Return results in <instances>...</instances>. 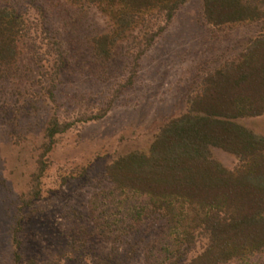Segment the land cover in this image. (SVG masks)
Masks as SVG:
<instances>
[{
    "label": "rangeland",
    "instance_id": "obj_1",
    "mask_svg": "<svg viewBox=\"0 0 264 264\" xmlns=\"http://www.w3.org/2000/svg\"><path fill=\"white\" fill-rule=\"evenodd\" d=\"M5 6L26 27L17 59L0 67V264H189L206 239L172 255L158 249L167 219L133 222V199L119 208L109 195L107 167L149 153L203 78L264 24L213 25L204 0H187L171 20L145 8L107 57L95 39L113 34L116 9L85 0H0ZM55 120L67 129L50 138ZM237 121L264 135V114ZM213 155L231 170L240 164L222 149Z\"/></svg>",
    "mask_w": 264,
    "mask_h": 264
},
{
    "label": "trees",
    "instance_id": "obj_2",
    "mask_svg": "<svg viewBox=\"0 0 264 264\" xmlns=\"http://www.w3.org/2000/svg\"><path fill=\"white\" fill-rule=\"evenodd\" d=\"M85 1L116 9L113 34L95 39L97 52L108 57L109 47L138 22L143 9H160L171 20L187 0ZM204 3L205 18L213 25L264 24V0ZM25 27L17 10L0 7V67L17 59ZM189 104L163 126L149 153L133 152L107 167L114 186L109 195L118 197L119 208L133 199V222L154 215L167 219L169 241L158 249L169 255L174 247L206 239L189 264H264V135L237 121L264 114V32L209 72ZM66 129L52 121L47 136ZM214 148L237 156L240 164L227 168L214 157Z\"/></svg>",
    "mask_w": 264,
    "mask_h": 264
}]
</instances>
